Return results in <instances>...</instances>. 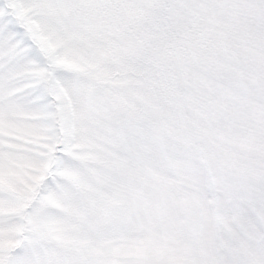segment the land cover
<instances>
[{
	"label": "snow or ice",
	"instance_id": "1",
	"mask_svg": "<svg viewBox=\"0 0 264 264\" xmlns=\"http://www.w3.org/2000/svg\"><path fill=\"white\" fill-rule=\"evenodd\" d=\"M0 264H264V0H0Z\"/></svg>",
	"mask_w": 264,
	"mask_h": 264
}]
</instances>
